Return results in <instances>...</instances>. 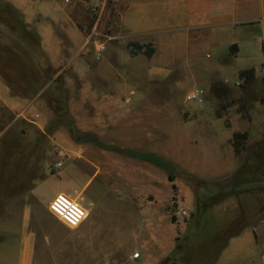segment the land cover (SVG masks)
Segmentation results:
<instances>
[{"label": "rangeland", "instance_id": "374dc122", "mask_svg": "<svg viewBox=\"0 0 264 264\" xmlns=\"http://www.w3.org/2000/svg\"><path fill=\"white\" fill-rule=\"evenodd\" d=\"M114 3V0H105L106 7L95 34L86 40L87 44L100 41L99 44L106 46L102 61L93 63L97 77L89 79L103 93L96 97L80 95L79 90L86 80L74 78L72 73H68L69 81L63 74L57 79L64 101L61 106L65 107L68 120H72L73 135L65 126L58 128L66 134L65 144L52 145L48 138L44 140L31 122L39 119L34 117L36 114L41 118L43 112L54 114V111L48 102L38 98L33 100L25 118H15L0 140V168L27 167L31 170L22 177V185L12 184L7 188L8 185L4 184L3 191H0V251H16L24 203H45L48 206L57 194H64L81 205L88 216L78 229L67 230L73 234L86 233L77 251H62L61 264H141V255H154L158 251L153 247L145 251L141 247L137 232L140 220L153 216L160 225L171 227L175 233V247V241L178 245L186 234L194 208L227 192L231 188L233 172L264 140V123H260L264 120V111L256 102L263 90L262 82L257 77L249 88H242L237 73L240 69L253 67L258 76L262 74L260 68L264 65V57L256 30L223 28L206 32L201 34L200 42L191 40L197 51L188 56L186 53L182 55L181 38L174 40L179 47L173 53L165 46H156L152 40L144 39L142 44L154 46V54L146 58L142 53L130 54L126 44L134 41V37L122 39L126 32L118 26V15L112 8ZM150 12L146 17L152 22L156 16ZM129 31L137 37L146 36L139 26L133 24ZM9 40L6 32L0 35L2 45H8ZM233 40L242 46L241 54L234 61L227 54L221 57L227 44ZM253 44L257 46L253 48ZM91 53L89 50L88 58L92 57ZM107 60L112 62L111 67L106 64ZM214 81H221L231 89L226 100H218L210 94ZM68 82L72 87H65ZM195 87L204 92L202 106L185 102V95ZM13 92L18 97H25L17 84ZM129 96L130 101L126 102ZM84 97L87 100L83 103ZM240 99L251 104L249 121L237 113ZM113 102L126 108L138 105L142 109L128 119L119 118L113 122L105 117L107 113L103 110V105ZM225 105L228 107L220 118L217 117L216 112ZM77 119L83 124L76 123ZM45 130L48 135L53 132L50 125ZM234 131L248 134L246 149L237 156L229 143ZM262 135L263 139L257 141ZM39 140L43 142L38 144L35 153L24 158L30 150L34 151L32 146ZM95 141L117 150H102ZM130 149L155 154L172 164L175 168L172 173L176 176L175 192L171 190V184L167 188L163 182L164 174L167 177L165 170L138 159V167L145 170L141 172L142 195L124 200L117 194H109L122 188L117 181L121 176L98 173L94 177V171L99 167L109 173L111 159L126 165L134 157L121 150ZM58 151H62V157L57 156ZM56 162L61 166L55 169ZM36 168L46 170V176L32 171ZM89 176L91 181L87 184ZM39 178L44 180L36 185ZM153 185L154 192L150 189ZM239 191L241 194L235 200L230 197L217 206H208L206 234L190 243L177 264H210L230 235L242 227L255 225L264 217V178L259 183L239 188ZM181 212L189 218L183 217ZM135 254L139 259H133Z\"/></svg>", "mask_w": 264, "mask_h": 264}, {"label": "crops", "instance_id": "0c3cea01", "mask_svg": "<svg viewBox=\"0 0 264 264\" xmlns=\"http://www.w3.org/2000/svg\"><path fill=\"white\" fill-rule=\"evenodd\" d=\"M6 1L22 14L25 23L39 35L41 49L51 67L56 70L55 77L63 74L65 80L69 81L70 75L68 73H72L74 78L86 80L79 90L80 95L96 97L103 93L89 82V79L97 77L96 72L93 71V63H100L104 58L103 56L99 61L95 59V49L100 41L87 44L86 33L94 23L90 7L101 4L105 0ZM114 1L112 8L113 12L118 15V26L126 32L122 39L134 37V41L141 44V40L150 39L156 46H165L168 51L173 53L176 52V47H179L175 45L174 40L181 38L184 50L182 55L186 53L188 56L197 51L196 45L192 44V41L200 42L201 34L210 31L215 32L223 28L229 30L251 28L256 30L258 34V45L261 46L264 57V0ZM105 5L104 3L103 12ZM149 12L156 16L153 17L152 22L146 17ZM132 24L139 26L146 36L141 37L140 35V38L132 34L129 31ZM178 32H182V34ZM164 39L166 40L165 43L163 42ZM252 40L255 41V39ZM256 46V44L252 45L253 48ZM89 50L92 51L91 58L87 57ZM241 50L242 46L237 40L230 41L221 57L227 54L234 61L241 54ZM111 63L109 60L106 62L110 67ZM242 70L244 69L238 70L237 73ZM70 85L71 83L68 82L65 87H72ZM47 87H49V84L34 95L33 99H31V96L30 98H22L18 97L0 76V140L14 120L19 117L25 118L27 111L32 107L33 100L41 98L47 102L42 95ZM53 91L56 92L55 89ZM74 94L76 93L74 92ZM108 94L113 95V93ZM86 100L87 98H82L83 103ZM103 107H105L103 110L107 113L105 117L113 122L119 118L128 119L134 112L142 109V106L138 105L133 108H126L116 102L108 103ZM259 107L264 111V105ZM54 116L55 114L51 111L43 112L41 118L36 114L34 117L39 119L32 121L31 124L39 129V134H42L44 140L48 138L49 142L52 141V145H63L65 144L66 134L63 133L62 129L53 131L51 135H48L45 130L47 125H50L55 119ZM78 119L80 120V118ZM76 123L83 124L79 121ZM260 123L263 124L264 120H261ZM262 139L263 135L257 141ZM40 142L43 141L39 140L33 144L34 151L30 150L24 158H30ZM111 161L109 173L103 172V169L97 167L93 176L95 177L98 173L117 174L121 176L117 181L122 188L118 191H110L109 194H117L124 200L127 197L130 198V196L135 198L141 196L143 193L141 172L145 170L138 167V159L130 158L126 165L117 159H111ZM30 171L27 167L0 168V191H3L4 184L8 185L7 188H10L12 184L22 185V177L25 174L28 175ZM32 171L37 174L42 173L45 176L47 173L46 170H41V172L38 168ZM163 177V182L168 188L170 183L165 174ZM43 180L39 178L35 182L36 185H39ZM90 181L91 176L88 177L86 183L88 184ZM150 189L154 192V185ZM106 193L108 194V192ZM21 207L22 213L16 251H0V264H61L62 251H77L78 244L86 232L77 234L67 232L68 229L50 213L49 205L47 206L45 203L26 202ZM137 229L139 240L144 243H141V247L146 249L145 251L149 247H153L154 251H158L154 255H141V264H158L163 257L171 254L174 249L175 237L174 230L171 227L160 225L157 218L151 216L142 218ZM229 237L210 264H264V217L255 225L242 227ZM142 239H145L144 242Z\"/></svg>", "mask_w": 264, "mask_h": 264}, {"label": "trees", "instance_id": "16d2710c", "mask_svg": "<svg viewBox=\"0 0 264 264\" xmlns=\"http://www.w3.org/2000/svg\"><path fill=\"white\" fill-rule=\"evenodd\" d=\"M3 32L9 35L10 40L8 45H2L0 43L1 78L11 90H13L14 85H19V89L23 90L25 97L38 94L49 84V87H47V90L44 91L42 95L46 97L49 106L53 109L55 114V119L50 123V127L55 131L60 127L66 126L69 133L73 135L74 128L72 120H68L69 115L65 113V107L61 106L62 104L64 105V101L61 97V90L59 86H57V79L60 75L55 77L56 70L51 67L45 53L41 49L39 35L25 23L22 14L11 4L4 0H0V33L2 34ZM127 47L130 49V54L132 55L142 53L146 58H151L154 54L153 47L136 41L128 42ZM43 63H45V66H43ZM257 77L260 78L262 82L263 90L256 102L264 105V74L258 76L253 68L244 69L238 73L239 85L245 89L249 88ZM54 89L56 92L53 91ZM209 91L213 97L221 101L226 100L231 94V89L221 81L212 82ZM48 94L49 96L47 97ZM239 101L240 107L237 113H239L243 119L249 121L250 116L248 111L251 104H247L242 99ZM227 107L228 106L225 105L218 110L216 116L220 118L222 112L225 111ZM63 112L66 115H64ZM76 140L78 141L77 138ZM247 140L248 134L246 132H234L231 135L229 143L234 155H240L245 151ZM93 141L94 140H92V142ZM96 144L99 148L104 150H117L114 146L104 145L98 142H96ZM121 151L165 170L167 172V180L171 184V190L175 192L174 180L176 176L172 173V170L175 169L172 164L167 162L164 158L152 153H140L133 150ZM262 178H264V140L251 150L250 157L244 159L243 163L233 172L230 180L231 188L227 192L219 194L194 208L195 211L191 215L190 224L187 227L183 240L178 245V241H175L176 245L173 252H171L170 256H168L162 264H177L190 243L198 241L201 236L206 234V220L209 218L208 206H217L230 197L237 199V196L241 194L239 188L245 187V185L259 183ZM173 222L174 220L172 219V223ZM222 248L223 247L220 249Z\"/></svg>", "mask_w": 264, "mask_h": 264}, {"label": "built area", "instance_id": "2783aa9c", "mask_svg": "<svg viewBox=\"0 0 264 264\" xmlns=\"http://www.w3.org/2000/svg\"><path fill=\"white\" fill-rule=\"evenodd\" d=\"M105 1H102L101 4L90 7V13L94 17V23L91 28V32L88 36L87 41L90 37L95 34L96 28L99 24L101 14L103 11ZM105 44L100 43L96 46L95 49V59L97 61L101 60L105 52ZM260 72L264 74V66L260 68ZM131 93L130 95H132ZM130 101V96L126 99V102ZM205 101L204 92L200 88H193L187 92L185 95V102L188 104L202 106ZM58 157H62V151L57 152ZM61 166L60 162L54 164V168H59ZM50 213L56 217L67 229L76 230L78 229L87 219V211L79 205L76 201H73L68 196L64 194H57L49 204ZM181 215L185 218H189L184 212H181ZM139 255L135 254L133 259H138Z\"/></svg>", "mask_w": 264, "mask_h": 264}, {"label": "water", "instance_id": "95a60500", "mask_svg": "<svg viewBox=\"0 0 264 264\" xmlns=\"http://www.w3.org/2000/svg\"><path fill=\"white\" fill-rule=\"evenodd\" d=\"M201 115L203 114V112L200 113Z\"/></svg>", "mask_w": 264, "mask_h": 264}]
</instances>
